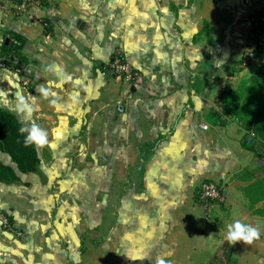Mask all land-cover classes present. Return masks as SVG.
Returning a JSON list of instances; mask_svg holds the SVG:
<instances>
[{
    "label": "crops",
    "instance_id": "1",
    "mask_svg": "<svg viewBox=\"0 0 264 264\" xmlns=\"http://www.w3.org/2000/svg\"><path fill=\"white\" fill-rule=\"evenodd\" d=\"M262 12L264 0H0V44L23 38L12 71L38 110L0 109L50 141L34 171L0 182V264H264V145L228 100L261 67L246 53L247 17ZM116 51L140 84L112 74ZM65 75L81 83L53 88L54 106L38 86ZM203 182L223 189L208 209ZM236 220L260 238L224 241Z\"/></svg>",
    "mask_w": 264,
    "mask_h": 264
},
{
    "label": "trees",
    "instance_id": "2",
    "mask_svg": "<svg viewBox=\"0 0 264 264\" xmlns=\"http://www.w3.org/2000/svg\"><path fill=\"white\" fill-rule=\"evenodd\" d=\"M11 44H0V58L11 70L19 69V51L24 40L18 34L12 35ZM17 61H14L13 58ZM230 98V99H229ZM239 111L234 114L245 120L257 142L264 145V58L259 71L252 76L240 94L228 96ZM241 103V107H239ZM22 127L14 113L0 109V151L10 158V164L0 160V182L12 184L19 179V174H27L36 169L39 162L35 146L25 147L23 136L19 133Z\"/></svg>",
    "mask_w": 264,
    "mask_h": 264
},
{
    "label": "clouds",
    "instance_id": "3",
    "mask_svg": "<svg viewBox=\"0 0 264 264\" xmlns=\"http://www.w3.org/2000/svg\"><path fill=\"white\" fill-rule=\"evenodd\" d=\"M222 64L223 61H218V64L215 66H222ZM21 79L18 71H12L7 67L0 68V84L4 82L7 84L6 88L0 87V107L9 108L20 116L31 117L32 114L38 110V97L31 95V93L28 95L23 94ZM70 81L76 85L81 83L79 79L73 80L71 75H65L58 81L49 80L46 84L39 85L38 88L41 97L44 100H47L50 96L54 97L51 103L55 106L57 104V93L52 91V89L62 88L65 82ZM26 83L25 81V84ZM19 133L23 136L25 147L35 146L39 150L50 144L48 131L35 122L20 127ZM259 238L260 230L258 227L236 220L234 223L228 225L224 241H227L230 245H235L237 242H242L244 245H251ZM123 254L127 256L126 253ZM143 258L144 257L133 256L131 259L135 261ZM160 264H162V262H160Z\"/></svg>",
    "mask_w": 264,
    "mask_h": 264
},
{
    "label": "built area",
    "instance_id": "4",
    "mask_svg": "<svg viewBox=\"0 0 264 264\" xmlns=\"http://www.w3.org/2000/svg\"><path fill=\"white\" fill-rule=\"evenodd\" d=\"M15 7L23 6L26 3L34 0H12ZM251 25V42L246 53V58L250 59L253 56L264 55V12L249 15L247 17ZM14 61L17 59L14 57ZM0 67H6L3 59L0 58ZM108 68L117 77H120L129 87H134L143 81L142 74L133 68L123 57L122 53L116 51L108 62ZM205 128V126H203ZM251 132L247 141L253 138ZM264 159V157H263ZM222 186L213 182H203L198 188V202L204 208H210L215 202L222 200ZM3 223L8 224L6 218L2 217Z\"/></svg>",
    "mask_w": 264,
    "mask_h": 264
},
{
    "label": "water",
    "instance_id": "5",
    "mask_svg": "<svg viewBox=\"0 0 264 264\" xmlns=\"http://www.w3.org/2000/svg\"><path fill=\"white\" fill-rule=\"evenodd\" d=\"M4 44H10V42H9V39L8 38H6V39H4Z\"/></svg>",
    "mask_w": 264,
    "mask_h": 264
}]
</instances>
